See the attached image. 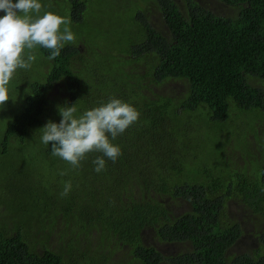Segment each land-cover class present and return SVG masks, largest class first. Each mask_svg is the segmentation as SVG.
Masks as SVG:
<instances>
[{
  "label": "trees",
  "instance_id": "trees-1",
  "mask_svg": "<svg viewBox=\"0 0 264 264\" xmlns=\"http://www.w3.org/2000/svg\"><path fill=\"white\" fill-rule=\"evenodd\" d=\"M220 1L225 13L197 0H112L101 10L95 0H40L41 10L70 19L75 42L54 59L37 46L0 105V154H42L50 177L46 205L30 211L35 226L11 230L0 214V264H264V133L258 137L256 127L264 120V0ZM88 22L93 29L80 35L74 25ZM111 98L139 112L112 141L122 153L115 162L104 157L98 173L93 160L102 153L87 154L76 168L52 155L42 128L60 122V107L76 103L79 116ZM62 178L72 186L66 196ZM231 202L255 219L257 232L247 237L258 248L231 253L246 235ZM179 203L190 210L176 213ZM58 222L77 236V227L96 229L101 247L109 240L116 248L98 256L62 232L52 245ZM146 231L188 251L165 257L145 244ZM117 250L125 252L114 260Z\"/></svg>",
  "mask_w": 264,
  "mask_h": 264
},
{
  "label": "clouds",
  "instance_id": "clouds-1",
  "mask_svg": "<svg viewBox=\"0 0 264 264\" xmlns=\"http://www.w3.org/2000/svg\"><path fill=\"white\" fill-rule=\"evenodd\" d=\"M41 8L40 0H0V11L5 13L0 17V105L10 99L8 85L17 69H28L35 61L33 50L37 46L51 50L49 59H54L66 43L75 42L70 19L53 12L40 16ZM75 105L59 108L60 122L48 121L41 140L45 145L51 142L52 155L73 168L79 167L87 154L102 153L93 160L99 173L105 168L104 157L115 162L122 154L120 146L112 141L138 120L139 112L117 98L79 116ZM71 187L70 181L65 182L61 196H66Z\"/></svg>",
  "mask_w": 264,
  "mask_h": 264
},
{
  "label": "rangeland",
  "instance_id": "rangeland-1",
  "mask_svg": "<svg viewBox=\"0 0 264 264\" xmlns=\"http://www.w3.org/2000/svg\"><path fill=\"white\" fill-rule=\"evenodd\" d=\"M95 1L96 3H98L99 10L104 8L108 3H112V0H95ZM132 1L133 0H129L130 3H132ZM174 1L181 6L182 3L185 2V0H174ZM197 1L201 3H205L213 11H216L218 13L226 12V8L224 7V5L221 3L220 0H197ZM119 3L121 2L116 1L114 4H119ZM156 8L157 5H155L153 8L154 9L153 16L154 15L156 16L154 20L160 23L159 18L161 15L158 12V8L157 10ZM114 9H115L114 6H112L106 12L105 17H110ZM123 10L126 11L124 7ZM45 12H53V11L47 8V10L44 11L41 10L39 15L42 16ZM33 15L36 14L34 13ZM100 16H102L100 11L98 13H93V17H96L97 20H99ZM74 27L80 32V35L82 36L83 34L84 35L89 34L93 29V26L90 22L78 26L74 25ZM99 38L101 37L100 36L97 37V42ZM89 43L91 45L93 44L91 42ZM99 44L101 45L102 43ZM88 52L89 50L81 48V54H87ZM90 58L93 62L94 68L98 69V67L94 63L96 59V54L90 53ZM79 60L81 62L80 57ZM169 87H171L173 90L178 91L177 85L174 86L171 85ZM167 90H168V86L154 89V91L156 92H164ZM181 90L182 88L180 87V91ZM256 127L258 131V137L261 136V138H263L264 120L262 119L256 120ZM254 135L255 134L250 136L252 141H255ZM258 142L264 144L260 140H258ZM260 143H258L259 147H261ZM260 149L261 148H259V151ZM262 149L264 150V145ZM253 151L259 152L257 150V147H254ZM211 152L215 153L213 150H211ZM47 166L48 163L44 161L42 154L32 156V155H28V152L20 151L18 148H13L9 150L8 153L6 154H0V200L5 205L4 208L3 205L0 204V214L2 216V219L7 222L11 230L13 229V225L14 227L23 225L27 229V227L29 228L30 225L35 226L39 221V218H37L36 216L37 215L36 211L41 212L42 208L47 203L46 198L44 197V190H43V184L46 182H50V180L48 179L50 178L49 174L47 173V170H45ZM188 168L194 169L195 166ZM62 180H63L62 189H64L65 182L68 181L66 180V178H62ZM45 186L46 189L49 190L48 184H46ZM34 209L36 211H34V214H31L30 211ZM172 210H174L176 213H182L184 211L190 210V207L187 204L182 205L181 203H179L177 204V206L174 207L172 206ZM230 212L232 213L233 217L239 219L242 228L246 232V235L242 237L244 239L235 248L232 249L231 253H244L248 250L258 248V243H257L258 240L254 239L253 237H247L248 235H250V232H257V225L254 222L255 219H252V217L248 215L250 213L242 209L241 206H239V204H237L236 202L230 203ZM13 217H15V219ZM25 217H28L29 220ZM77 229L79 232V236L74 234L71 227L69 228L66 227V231H65V227L58 222L57 226L55 227L51 244L56 245L58 243L59 237L57 236V234L62 232L67 235L66 238L67 243L70 242L72 239H77V241L79 242V246L83 251L95 250L97 251L98 256L101 254H108L109 251L113 249V247L116 248V246H114V244L109 240L105 241L106 243L104 242L105 244L101 247L100 239L98 238V231L96 229H93L90 232H87L88 230L83 231L81 226L77 227ZM153 234L151 233V231L145 232V244L156 247L162 252V254L165 257H175L181 253H185L188 251V244L186 243H164L162 241H159L158 239L155 240ZM121 252L124 253L125 251L117 250V253L113 257L114 260H118L120 258V256L122 255ZM93 256L94 253H92L89 256V258H92ZM164 264H171V263L165 262Z\"/></svg>",
  "mask_w": 264,
  "mask_h": 264
}]
</instances>
